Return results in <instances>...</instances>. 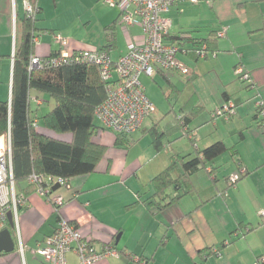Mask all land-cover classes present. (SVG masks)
<instances>
[{"label":"crops","instance_id":"crops-1","mask_svg":"<svg viewBox=\"0 0 264 264\" xmlns=\"http://www.w3.org/2000/svg\"><path fill=\"white\" fill-rule=\"evenodd\" d=\"M34 3L39 7L37 19L40 20L36 23L38 30L35 33L37 41L34 56H48L58 52L60 45L56 42L54 44V31L47 29L45 22L41 21L49 18L58 9V5L51 0H37ZM205 12H211L212 18H204ZM95 13V18H100L103 29L102 37L92 40L98 43L86 44L68 37L72 47L101 48L106 44L105 28L118 20L121 11L118 7L101 1L97 3ZM26 14L25 0H19V3L18 0H0L2 101H10L12 97L18 25L26 18ZM165 15L172 21L166 42L179 43L182 39L186 40L182 45L184 50L181 49L177 57L186 64L188 61L197 63L196 67L190 69L188 82L202 76L205 67L200 61L207 60L208 64H205L217 74L220 82L222 76L220 86L223 88V98H215L213 103L203 95L204 92L195 88L179 109L173 107L169 112L183 114L182 108L195 98L202 110L189 124L191 128L193 122L209 109V119L213 122L209 126L215 133V140L210 143L208 138L207 144L223 141L236 167L238 159L245 164L250 176L244 178L241 183L243 185V182L251 179L252 172L256 175L264 171V116L257 112L258 102H264V0H200L196 4L183 1L175 4ZM223 27H228L227 34L218 38L216 53L210 52L207 57L197 58L186 51L197 47L194 38H207L212 31ZM116 37V45L110 51L114 60L126 54L136 43L142 42L144 31L139 25L125 27L120 22L116 27ZM237 64L242 65L249 74L253 87L248 88V83L240 80L235 72ZM168 73L169 71L157 70L154 77L142 75L145 90L147 91L148 80L161 76L167 80L172 92L180 96L182 90ZM36 95L33 92V96ZM40 96L43 101L38 105V116L54 107V102L48 95ZM227 99L236 103V115L230 121L213 119L214 110ZM167 114L161 118H149L150 127H147L146 118L141 128L128 136L135 140L129 147L116 144L115 132L112 140L104 141L97 130L93 140L106 145L107 151L96 171L75 177L70 181L69 187L56 191L55 195H61L66 200L59 211L48 197L37 192L30 193L27 204L19 210L15 227L11 230L15 250L2 252L0 264H46L35 250L39 243L56 230L61 218L74 222L82 234L93 242L97 251L117 250L118 255L93 264H254L264 254V220L260 214V211H264V174L261 180H256L257 192L262 198V202L259 201L260 204L255 207L256 212L247 216L229 209L231 219L226 224L221 219L225 214L221 209L208 208L220 199L216 194L220 191L218 183L222 163L219 162V157L222 155L213 162V166L219 168L216 176L211 177L209 169H206L202 186L197 185L194 180L198 172L194 174L193 193L161 211L144 202L156 192L152 179L170 165L172 154L176 152L187 155L173 144L176 140L174 137L178 134L179 137L181 133L160 134L171 127L175 118L167 120ZM193 135L197 144L195 131ZM188 138L194 146L191 136ZM157 139L161 141V146H157ZM249 141L252 144L251 152L248 150ZM196 146L201 149V145ZM188 154L193 155L194 152ZM231 174L225 177V190L230 186L227 179ZM173 175L177 177L178 172L174 171ZM241 185L237 190H241ZM169 192L174 194L175 189L170 188ZM188 197H192L193 205L185 202ZM152 200L156 201L157 198ZM5 228H11L9 222ZM20 242L24 246L23 252L20 250ZM67 264H80L75 252L67 254Z\"/></svg>","mask_w":264,"mask_h":264},{"label":"trees","instance_id":"trees-1","mask_svg":"<svg viewBox=\"0 0 264 264\" xmlns=\"http://www.w3.org/2000/svg\"><path fill=\"white\" fill-rule=\"evenodd\" d=\"M31 2L35 4L37 0H31ZM38 13L39 7L34 19L26 14V18H23L18 25L12 97L10 101L0 100V138L8 139L10 136L14 179L18 190L23 192L27 199L28 195L36 192L38 188L36 184L28 182L32 173L62 178L68 185L75 177L95 172L107 151L106 145L93 140L100 128L96 122L98 120L96 110L107 95L99 67L94 64L67 63L30 70V61L35 49L34 37L38 30L36 26ZM120 22L119 17L116 22L106 26L107 42L98 49L109 52L114 49L117 41L116 27ZM219 31L220 29L212 31L207 38H194L193 41L197 47L186 51H190L199 58L197 51L205 45L206 57L210 52L216 53ZM185 41L182 39V42L177 43L180 50H184L182 45ZM56 53L53 52L51 55ZM238 65L240 64L235 66V70ZM237 75L241 81L248 83V88L253 87L251 77L249 80H243L241 75ZM33 92L37 95L33 96ZM41 94L48 95L54 102V107L42 116H38L37 109L40 104L36 100L43 101L40 98ZM228 101L232 100L227 99L222 105ZM233 103L237 113L236 103ZM201 110V106L197 105L195 98H192L182 108L183 114L175 115L171 127L165 132H160L162 135H169L172 132L181 133L179 137L191 136L194 154L173 153L170 165L152 179L156 192L144 202L157 207L159 211L194 192L192 177L197 172L209 169L208 174L211 177L216 176L219 168L214 167L213 162L228 150L223 141H217L201 149L196 146L194 130L189 127V124ZM257 112L260 114V106ZM213 113L212 118H217L213 116ZM35 121H38L36 125ZM116 134L117 145L129 147L135 141L128 137L129 135ZM156 144L161 146V141L157 139ZM237 161L238 169L242 172L239 178L241 179L248 174V170H244L240 159ZM174 171L178 172L177 177L173 175ZM239 179L231 182L229 176L227 182L230 186H235ZM67 185H62L60 188L68 187ZM170 188L175 189L174 194L169 192ZM52 191L55 195L56 191ZM51 196L46 197L50 200ZM154 197L157 198L156 201L152 200ZM61 206H54V208L59 211ZM89 242L93 244L91 240Z\"/></svg>","mask_w":264,"mask_h":264},{"label":"built area","instance_id":"built-area-1","mask_svg":"<svg viewBox=\"0 0 264 264\" xmlns=\"http://www.w3.org/2000/svg\"><path fill=\"white\" fill-rule=\"evenodd\" d=\"M183 1L196 4L200 0H104L105 4L120 9V21L125 27L139 25L143 28L142 42L136 43L126 54L114 60L107 50L74 48L69 38L56 35L55 40L60 45L59 51L55 55H33L30 70L67 63L98 66L105 82L107 95L97 108L96 117L103 127L118 134L131 135L141 128L144 120L155 110L141 76L153 77L157 70L190 73V69L177 57L180 51L178 44L168 43L165 40L172 27L171 19L165 14L175 4ZM25 5L28 17L34 19L38 6L31 0H25ZM227 29L228 27H223L218 32V36H226ZM36 39L35 36L34 42L37 41ZM197 54L206 57V46L197 51ZM235 72L241 75L243 80L250 79L242 65H238ZM36 102L42 103L39 99ZM257 105L261 107L260 114L264 116V102L259 101ZM235 114V104L228 101L217 108L213 116L230 119ZM37 123L38 121H35L34 124ZM8 139V145L5 143L0 145V230L8 224L10 212L16 223L20 208L28 201L26 195L18 190L14 179L10 136ZM239 178V174H235L230 176V181L236 182ZM28 182L38 186L36 192L40 195H52L50 201L54 206L64 204V197L54 195L52 190L56 184L67 185L65 179L41 176L34 172L29 176ZM44 183L48 185L45 186ZM67 186L69 187V184ZM260 213L264 220V211ZM89 241L74 222L61 218L56 230L39 243L35 252L46 264H67V254L72 251L77 254L80 264H93L106 257L118 255L117 250L114 249L97 251ZM20 250L24 251L21 242ZM254 264H264V254L259 256Z\"/></svg>","mask_w":264,"mask_h":264},{"label":"rangeland","instance_id":"rangeland-1","mask_svg":"<svg viewBox=\"0 0 264 264\" xmlns=\"http://www.w3.org/2000/svg\"><path fill=\"white\" fill-rule=\"evenodd\" d=\"M53 3H56L58 5V9L56 11H53L51 16L49 18H44L42 23L45 22L47 26H45L47 29H52L55 33V35H61L63 37H70L74 41H81L85 42L86 44H92L96 42H92L93 39H98L100 36L103 35V29L100 25V18H95L97 15L95 13V8L97 6V3L104 0H51ZM188 2V1H185ZM19 3V0H18ZM41 15V14H40ZM204 18H212L211 12H205ZM40 22V20H38ZM100 39V38H99ZM58 43L56 40L54 41V44ZM189 63L183 62L185 66H187L189 69L196 67V64L194 61H188ZM202 66L205 67V71H203L202 76H200L198 79L194 80L193 82H188V76L187 74L182 73L181 71H169L168 75L173 79L175 84L178 85V87L182 90V93L180 96H177L174 92H172V88L167 83V80L164 77L157 76L155 79L148 80V84L146 86L147 88V94L152 99L156 111L147 117L146 124L147 127H150V119L149 118H161L162 116L166 115L170 109L175 107V109H179L180 105L184 102V100L187 98V96L194 91V89H200L202 92H204V96L209 98V102L213 103L215 98L222 97L223 98V88L220 86L222 84V76L221 82L215 74V72L211 71L206 64H208L207 60L200 61ZM206 63V64H205ZM228 66V63H227ZM207 67V68H206ZM154 77V76H153ZM236 82L239 81L238 76L236 75ZM225 79V78H224ZM241 90V89H240ZM244 90V89H242ZM168 96V98H167ZM209 109L206 110L196 121L193 122L191 125V128L194 129L197 136V145H201V148H205L207 145V139L209 138L210 143L215 140V133L211 131V127L209 124H213L212 120L209 119ZM175 116V111L169 112L167 114V120L172 119ZM221 120L230 121L231 119H227L225 117H217ZM217 119V120H218ZM166 120V121H167ZM97 124H99L100 128L98 129V132L101 133V137L103 136L104 141H109L113 139V136H115V133L102 126L101 121L97 120ZM202 124V125H199ZM264 128V127H263ZM179 135V134H178ZM175 136L174 139L176 140L173 142L175 148L180 149L183 151V153L188 154L189 152H194V146L189 141L188 137H178ZM97 137V135L95 136ZM3 139H0V145L4 144L8 145V140L5 137H1ZM173 139V138H172ZM248 150L251 152V141L248 143ZM246 151V150H245ZM224 154V153H223ZM222 157L220 156L219 162L222 163L220 167L219 172V187L220 191L217 192V196L220 198L218 201L212 205H209L208 208L210 210L213 209H221V212H224L225 214L221 217L222 221L224 220V223H230V213L229 209H235L238 213L241 215L246 214L247 216H252L256 210L255 207L258 206L259 201L262 202V198L258 195L257 192V184L256 180H261L264 171L254 175L255 172H252L247 182H243V185H241L242 181H244V178L250 174L245 175V177H242L239 179L237 184L235 186H229L227 190H225L226 182L225 177L232 173L230 176L239 174L241 177L242 172L236 167L233 160L230 158V151H226L225 154ZM219 163V164H220ZM245 165V164H244ZM247 167H244V170H246ZM256 171L259 172V169ZM204 175L205 170H201L198 172L197 176H194V180L196 181L197 185L202 186L204 182ZM250 176V175H249ZM216 185V184H215ZM241 185V190H237L238 187ZM192 197H188L185 202L189 203L190 205H193V199ZM217 199V198H216ZM208 209V210H209ZM207 210V212H208ZM203 212H206L204 210ZM261 212V211H260ZM261 214V213H260ZM260 218V217H259ZM263 219V218H262Z\"/></svg>","mask_w":264,"mask_h":264},{"label":"water","instance_id":"water-1","mask_svg":"<svg viewBox=\"0 0 264 264\" xmlns=\"http://www.w3.org/2000/svg\"><path fill=\"white\" fill-rule=\"evenodd\" d=\"M60 188V184H56L53 187L54 191H57ZM9 223L12 228L15 227V222L13 219V215L9 213ZM119 238V237H118ZM15 250V241L12 235L10 228H5L0 232V254L2 252H12Z\"/></svg>","mask_w":264,"mask_h":264}]
</instances>
